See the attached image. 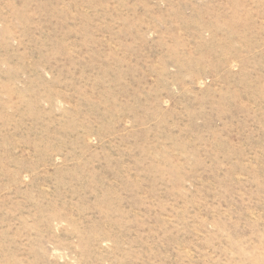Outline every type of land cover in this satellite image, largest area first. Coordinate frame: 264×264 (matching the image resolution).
Wrapping results in <instances>:
<instances>
[{"label": "rangeland", "instance_id": "1", "mask_svg": "<svg viewBox=\"0 0 264 264\" xmlns=\"http://www.w3.org/2000/svg\"><path fill=\"white\" fill-rule=\"evenodd\" d=\"M0 264H264V0H0Z\"/></svg>", "mask_w": 264, "mask_h": 264}]
</instances>
